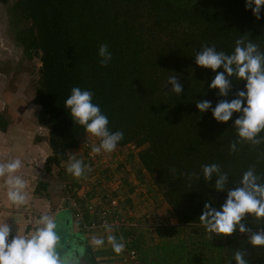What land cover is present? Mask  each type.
Instances as JSON below:
<instances>
[{"label":"trees","instance_id":"1","mask_svg":"<svg viewBox=\"0 0 264 264\" xmlns=\"http://www.w3.org/2000/svg\"><path fill=\"white\" fill-rule=\"evenodd\" d=\"M245 2L0 0L21 59L39 63L31 102L38 108V124L48 130L50 154L44 159L33 194L41 197L48 176L61 166L59 173L54 172L60 181L75 179L66 174V163L86 132L72 120L64 101L73 87L90 90L92 102L109 120L110 131L123 132L116 147L123 164L116 167V174L124 172L125 166L136 167L133 172L139 179L142 169L174 221L155 228L159 242L152 246L130 237L138 228H117L114 235L118 240L123 237V252L134 253L129 263L226 264L240 249L246 250L248 264H264V246H251L247 235L238 230L228 237L215 236L199 220L205 203L220 209L227 191L238 186L250 166L255 165L259 182L264 183V159L260 158L264 143H239L236 152L229 150L238 138L233 122L240 114L233 113L228 122L220 123L213 119L211 109L201 113L196 108L201 100L211 101L213 108L220 100L231 101L246 83L229 78L231 88L225 97L219 96L217 89H209L223 69L213 72L195 64L202 46L215 45L217 51L231 54L235 41L247 35L264 53V6L257 20ZM102 44L108 45L112 55L105 67L98 55ZM172 75L183 85L179 95L167 84ZM5 126L0 114V130ZM259 136H264V131ZM126 146L134 151L123 155ZM213 163L228 174L229 184L223 192L213 187L215 176L207 182L202 176L201 165ZM140 181L144 184L143 178ZM121 207L131 210L130 200L123 201ZM127 220L132 221V215ZM244 222L253 232L264 228V218L246 214ZM206 233L212 236V243ZM84 254L85 264H97L98 253L87 250Z\"/></svg>","mask_w":264,"mask_h":264},{"label":"clouds","instance_id":"2","mask_svg":"<svg viewBox=\"0 0 264 264\" xmlns=\"http://www.w3.org/2000/svg\"><path fill=\"white\" fill-rule=\"evenodd\" d=\"M262 6L264 0L245 2L246 9L250 8L257 20L261 18ZM98 55L101 57V67L107 66L112 59L107 44L100 45ZM195 64L209 68L213 72L219 68L223 69L222 72L216 73L208 85L209 89H217L221 97L227 96L230 91L229 78L235 77L246 81L244 90L236 92V98L231 101L220 100L214 108L211 101L196 102L199 112L203 113L211 109L213 119L220 123L228 122L233 113L240 114L233 122L238 138L230 143L229 150L236 152L239 143H248L252 146L264 143V136H259L264 131V53L259 50V44L254 43L247 35H243L235 41L234 51L231 54L217 51L215 45L202 46L201 51L195 55ZM167 84L172 85L171 92L177 95L183 90V85L178 82L175 75L169 76ZM92 98V91L73 87L64 101V107L69 110V115L75 123L82 126L86 133L99 139L98 145H92L91 150L94 155L102 151L113 152L123 139V132L110 131L107 116L101 112L97 104L92 102ZM260 158L264 159V152L260 154ZM21 168L20 159L0 162V178H4L3 186L7 189V199L16 206L28 202L27 181L23 176L16 174ZM86 170L90 172L91 168L71 154L66 171L74 178H80ZM201 170L205 182L215 176L213 187L218 192L225 191L229 184L228 174L221 173L219 164H204L201 165ZM260 180L255 165H252L243 173L238 186L227 191V198L219 210L211 207L210 203H205L199 220L207 232L215 236L228 237L238 230L239 233L247 235V243L251 246H264V228L253 232L244 222L246 214L257 219L264 218V183H260ZM102 226L109 233L106 239L112 250L116 254L122 253L125 248V244L121 242L123 237L118 240L112 234L113 226L107 222ZM56 229L55 218L49 214H42L36 220L32 231L20 233L17 230L9 240L12 227L6 219L0 221V264H84L82 254L78 256L66 250V245L60 242ZM104 243L103 236L91 237L90 245L96 248L102 247ZM245 255L246 250L237 249L226 264H232V259L235 264H248Z\"/></svg>","mask_w":264,"mask_h":264},{"label":"crops","instance_id":"3","mask_svg":"<svg viewBox=\"0 0 264 264\" xmlns=\"http://www.w3.org/2000/svg\"><path fill=\"white\" fill-rule=\"evenodd\" d=\"M34 107L36 110V115L33 117L36 120L38 108L35 105ZM2 117L6 123V126L3 131L0 130V162L9 159H20L22 161V168L16 174L23 176V178L27 181L26 192L28 194V202L25 205L16 206L11 204L6 196L7 189L3 186L4 178H0V221L6 219V222L12 227L13 231L10 234L9 240L13 235H15L17 230L20 233L32 231L35 227L36 220L42 214H49L54 218H57V216H59V211L61 212L62 210H65L69 214L68 219L65 221L67 229L70 231V233L79 235L80 241L83 245L82 248L84 249V253L87 252V250H89L91 254L98 253V256L94 259L97 264L121 263L122 261H117V257L120 259V256L123 257L125 253L122 252L115 255L111 245L107 243L106 238L109 233L99 228L87 230L85 227L91 222L96 221V217L94 215L85 214L80 221H74L70 215V211L66 207L58 206L61 199L60 180L58 179V176H48L47 187L41 197L35 196L33 194L37 178L42 174L44 159L50 154V152L47 144H45L44 141H41L40 143L37 141L34 143L31 142L32 135L26 134L24 128L21 127V123L23 122L24 127L29 126V124L25 125V121L31 120V125L26 128L32 130V128L34 129V126L39 125L37 120L34 121L32 116H27L26 118L24 116L22 119L16 120L20 123L17 122L19 129H15L17 127H13L11 120L7 119L6 116L2 115ZM21 132L22 134H20ZM44 146L46 147L45 150ZM147 185L150 189V183ZM140 195L141 198H139ZM140 195L134 197V199H137L136 202H131L130 207H132L134 210L132 213V222H141L143 219L142 215L145 214L160 218V210L165 209L168 211L166 205L162 201L155 199V202H151V199H149L147 196L143 194ZM138 199L143 205L137 204L139 203ZM143 201L145 202V205ZM134 204H137V207L139 208H137L138 210H135L133 207ZM114 232L116 231H113L112 234H115ZM94 235L103 236L105 238V243L102 247L96 248L95 246L90 245L91 237ZM84 253H82V256L85 264Z\"/></svg>","mask_w":264,"mask_h":264},{"label":"rangeland","instance_id":"4","mask_svg":"<svg viewBox=\"0 0 264 264\" xmlns=\"http://www.w3.org/2000/svg\"><path fill=\"white\" fill-rule=\"evenodd\" d=\"M39 66V63L37 59H33L31 61H27L24 59H21V54L19 48L15 47L11 35L8 32V29L6 27V22H5V12H4V7L0 4V114L3 116H6L7 119L11 120L13 127H17L15 129H19V125L17 124L18 121L17 119H22L24 116L25 118L27 116H32V118L35 120L33 117L36 115V110L34 109V105L31 102L32 98V93H33V83L35 82L37 78V68ZM38 116V113H37ZM33 121V123H34ZM20 123V122H18ZM38 123V122H37ZM29 124L31 125V120L25 121V125ZM21 127L24 128L26 134L32 135L31 137V142H41L44 141L46 143L47 139V133L48 130L46 127L38 125L34 126V129L29 130V126H25L23 122L21 123ZM26 128V129H25ZM22 134V132L20 133ZM91 135V134H89ZM94 139V142H96V145H98L100 142L98 138L92 136ZM44 146V150H45ZM128 151L132 153V150L134 149H128V147H123V155ZM44 153V152H43ZM119 154V152H118ZM97 156H100L105 164L103 166L106 168L107 166H110L111 168L116 166L122 159H119V161H115L116 157L110 161L112 158L111 152H101L100 154H97ZM136 159H133L132 163L135 162ZM99 164V162H98ZM109 167V168H110ZM98 170H101L100 166H97ZM136 167L132 168L127 167L124 172L118 171L116 174V180L114 181L117 185V188L120 190L121 197L124 198L125 200H128L126 197L127 194H129V189L131 188L132 196L130 197V203L136 202L137 199H134L135 196H139L141 193L143 195H147L149 197V194L147 193L149 190L148 183H150V180L147 179V175L145 172L141 169L140 170V180L143 178V182H139V179L136 178L134 175L133 170ZM129 172L127 173L126 171ZM55 172V170L53 171ZM54 175V173H53ZM128 182V185H124ZM135 183H131V182ZM146 182V184H145ZM120 184V188H119ZM114 185V184H113ZM110 184L107 186L109 189L111 187ZM130 185V186H129ZM138 187L141 191L134 192V189ZM137 189V188H136ZM150 190L152 193H155L154 187L150 184ZM146 193V194H145ZM151 193V194H152ZM141 198V195L139 196ZM139 200V199H138ZM144 202V201H143ZM147 202V201H146ZM137 204H142V202L139 200V203ZM137 204H134L133 207L135 210L138 208ZM143 205V204H142ZM145 205V202H144ZM139 209V208H138ZM137 209V210H138ZM160 209V208H159ZM130 214L134 212L133 208L132 210H129ZM59 216L55 218L56 223H57V234L60 236V242L66 245V250L71 251L75 255H81L84 253V249L82 248V242L80 241L79 235L77 234H72L70 231L67 229L66 225V220L69 217L68 212L65 210H62L61 212L59 211ZM158 218V217H155ZM160 218L163 221H166L169 218V213L167 210L162 209L160 210ZM166 224V223H164ZM146 223H139L138 229L134 231L130 237L135 238V239H140L144 244L147 246H152L155 245L159 242V238L156 236L155 231H148L146 227ZM212 236L206 233V239L212 243L211 241ZM212 245V244H211ZM214 255V254H213ZM123 256V255H122ZM117 257V261L121 263L119 264H131L127 261V259L123 256ZM116 260V259H115ZM214 262V263H213ZM211 264H218L217 261H213ZM132 264H137V263H132Z\"/></svg>","mask_w":264,"mask_h":264},{"label":"built area","instance_id":"5","mask_svg":"<svg viewBox=\"0 0 264 264\" xmlns=\"http://www.w3.org/2000/svg\"><path fill=\"white\" fill-rule=\"evenodd\" d=\"M94 144H96V142H94L92 135L86 133L78 148L69 153L66 165L69 164L71 154H73L76 159H81L85 165H88L91 168V171L89 172L86 170L82 177L72 179L70 183L60 181L61 199L58 206L66 207L70 211V215L74 221H80L85 214L94 215L96 217V221H93L88 224V226H85L87 230L98 228L105 230L102 226L105 222L113 226V231H118L117 228L119 227H137V222L127 220V218L131 217L132 214H130L128 210L129 206L128 208L121 207L124 198L121 197L120 190L117 188L118 184L116 185L114 182L117 181L115 172L116 167L119 164H123V160H121L116 166H114L112 162L122 159V156L118 154L120 150L116 148L115 151L111 152L112 158L110 161L114 158V156L116 157V160L111 161L113 165L112 168L110 166L105 168L103 164L106 165V163H104L103 160L101 161L102 158L97 156V154L94 155L92 153L91 149ZM126 147L131 150L133 149L131 146ZM97 166H100L101 170H98ZM126 168L127 166H125L123 170L125 171ZM61 169H63V166H61L60 169H57L55 174L59 173ZM65 172L66 174H69L67 171ZM126 172L128 173L129 170ZM109 184L111 186L113 184L114 185L109 189L107 187ZM136 188L134 189V192L141 191L138 187ZM132 193L127 194L126 197L130 199ZM148 198L151 199V202H155V199L161 201V198L159 196H155L154 193L149 194ZM86 199L88 200L85 201ZM77 200L84 201L83 205L78 203ZM142 216L143 219L141 220V223L147 224L146 227L148 231L150 230L153 232L155 231V228L161 227L164 223H168L169 225L174 224V221L171 218H168L165 222L162 219L155 218L151 215L145 214ZM124 257L128 262H131V260H134L133 251L125 253Z\"/></svg>","mask_w":264,"mask_h":264}]
</instances>
